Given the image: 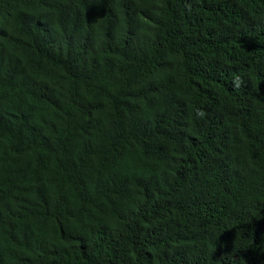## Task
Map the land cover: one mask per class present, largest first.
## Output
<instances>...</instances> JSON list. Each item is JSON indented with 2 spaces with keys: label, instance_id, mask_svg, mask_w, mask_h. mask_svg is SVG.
Returning <instances> with one entry per match:
<instances>
[{
  "label": "trees",
  "instance_id": "trees-1",
  "mask_svg": "<svg viewBox=\"0 0 264 264\" xmlns=\"http://www.w3.org/2000/svg\"><path fill=\"white\" fill-rule=\"evenodd\" d=\"M250 100L264 0H0V264H264Z\"/></svg>",
  "mask_w": 264,
  "mask_h": 264
},
{
  "label": "bare ground",
  "instance_id": "bare-ground-1",
  "mask_svg": "<svg viewBox=\"0 0 264 264\" xmlns=\"http://www.w3.org/2000/svg\"><path fill=\"white\" fill-rule=\"evenodd\" d=\"M71 1V0H70ZM74 16V14H71V16ZM206 32H207V38H209V37H216V35H215V29H214V26H211V28L207 31L206 30ZM210 44H211V50H210V52L211 53H213V52H215L217 55L216 56H219V55H222V53L224 52V51H226L224 48H222V47H220L218 44H217V39L215 40V41H211L210 42ZM86 45H87V49L90 47V43L89 42H86ZM52 46H54V50L53 51H55V50H57L58 49V51L61 49V46H55V45H52ZM235 58H237V59H240L241 57H246V54H243V55H241V57L240 56H234ZM242 61H243V63H245V65H246V67H247V69H248V67H249V64L250 63H248V61H245V60H243L242 59ZM222 62H225V64L226 63H230L231 64V62L227 59L226 61H222ZM224 64V65H225ZM223 66V65H222ZM222 66H215L216 67V69H215V71H218V70H223L224 68H222V69H219L220 67H222ZM249 70V69H248ZM243 71H245L246 72V76L247 77H249L251 80H253V81H255L256 82V80L253 78V76H252V74H254L253 72H251L250 70V72H247L244 68H243ZM240 71L239 70H237V68L234 66V65H232L231 64V67H229L228 68V71H222L221 73L222 74H218L217 75V79L216 80H220V79H223V80H225V79H228L229 77H231L232 76V74L233 73H235V74H237V76L239 77V78H241V79H243L244 78V75L243 74H241V73H239ZM257 92L258 91H254L253 93H254V95H256L257 94ZM221 102H223V101H221ZM223 103H225V102H223ZM255 102H254V100H250V101H248V102H246V103H244V104H240V105H238V108H237V111H236V114L238 115H240V114H242V113H249L250 115H253V113L250 111V109L253 111V112H255L256 113V116H257V114L258 113H262V112H264V109H258L256 106H255V104H254ZM225 104H228V103H225ZM238 115V116H239ZM262 115V114H261ZM223 116H225V117H227V115H223ZM253 117H255V116H253ZM205 122V121H204ZM21 212V211H20ZM8 220V215H6L4 218H3V223H5L6 221ZM6 231H9V226L7 227V229H6ZM10 233L9 234H13L14 232H13V230H11V231H9ZM1 233V232H0ZM3 234V233H2Z\"/></svg>",
  "mask_w": 264,
  "mask_h": 264
}]
</instances>
